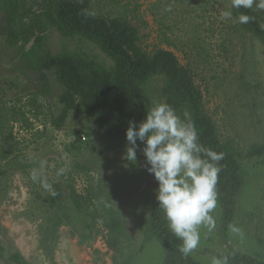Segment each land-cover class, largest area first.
Masks as SVG:
<instances>
[{
    "label": "rangeland",
    "instance_id": "rangeland-1",
    "mask_svg": "<svg viewBox=\"0 0 264 264\" xmlns=\"http://www.w3.org/2000/svg\"><path fill=\"white\" fill-rule=\"evenodd\" d=\"M91 1L98 16L109 22L120 16L136 27L139 44L146 50L166 49L178 56L202 90L206 111L216 122L221 139L232 140L242 149L264 143V44L242 27L231 0ZM258 2L254 0L251 9L264 25V9L256 6ZM38 3L28 0L29 5ZM4 21L0 12V129L15 151L11 158L0 157V264H15L9 259L15 252L29 264H113L108 231L94 228L93 238L81 244L71 230L89 234L91 217L77 212L75 227H52L51 211L43 204L53 183L64 185L71 206L73 191L89 199L95 186L91 189L86 175L79 172L82 167L91 170L102 192L119 186L112 201L133 246L130 264H164L166 252L161 243L146 239L142 193L128 176L145 169L140 155L136 163L123 159L126 139L104 137L95 113L71 110L63 126L57 127L65 105L56 69L19 70V59H14L17 52L6 44ZM45 43L53 57L62 56L75 67L80 79L95 71L94 65L107 70L116 65L83 37H66L52 29ZM163 84V80L156 81L153 88L160 102L165 101ZM114 123L118 124L117 118ZM18 154L34 167L26 172L15 169L11 159ZM41 162H45L43 169ZM60 169L63 172L58 174ZM33 170L40 173L36 181ZM245 170L228 239L220 229L222 207L216 197V207L209 213L213 226L198 227L199 242L190 251L196 264H232L228 259L234 251L264 262V155L253 158ZM42 181L50 187H43Z\"/></svg>",
    "mask_w": 264,
    "mask_h": 264
},
{
    "label": "trees",
    "instance_id": "trees-1",
    "mask_svg": "<svg viewBox=\"0 0 264 264\" xmlns=\"http://www.w3.org/2000/svg\"><path fill=\"white\" fill-rule=\"evenodd\" d=\"M231 1L233 14L242 27L264 44V25L260 15L251 8H237L234 6V0ZM38 2L36 6L29 5L28 0H0V12L5 17L6 44L17 52L14 56V59H19L17 68L38 72L56 69L57 80L63 87L62 102L65 105L56 126H63L71 110L95 113L104 137L109 140H115L117 137L126 139L129 121H135L138 125L146 118L153 102H160L155 97L153 88L156 81L163 80L164 102L175 108L182 119L187 111L195 124L199 142L205 148L223 156L217 163L220 171L216 197L222 207L220 229L227 240L230 225L237 214L239 193L246 180L245 168L253 158L264 155V143L242 149L232 140L221 139L216 122L206 111L205 96L190 69L181 63L173 51L157 49L150 52L142 47L139 44L138 29L127 19L119 16L109 22L97 14L94 17L87 16L86 11H93L91 0ZM241 16L248 17L246 23L241 22ZM52 29L58 30L66 37L79 36L95 43L114 59L115 67L107 70L94 65L95 71L87 72L80 79L71 63L62 56L53 57L47 50L45 40L47 33ZM30 44L31 47L28 48ZM43 76L47 79L46 74ZM45 90H49L48 83ZM100 102L103 103L102 106H99ZM115 118L118 119V124L114 123ZM137 143L142 149L144 145L139 140ZM14 147L4 130L0 129V157L11 158ZM140 149L137 153L145 169L135 176H128L130 181L139 184L142 193L141 206L146 217V239L155 238L161 243L166 252L164 264H196L190 252L184 254L180 251L183 241L178 240L172 233L165 213L159 208L156 196L159 185L154 174L148 172L149 166ZM11 162L15 169L22 172L35 165L28 163L24 158L21 159L19 154L13 157ZM79 172L86 175L91 189L95 186L91 191L93 194L89 199H82L80 193L73 191L71 206L65 198L64 185L53 183L52 192L47 191L43 199V204L51 211L52 227L69 225L73 228L76 225V213H84L91 217V222L87 223L89 234H78L76 230H71L73 235L80 237V243L85 244L93 238L94 228H98V232L108 231L107 242L114 250L113 264H130L133 246L124 221L112 201L119 186L103 193V186L95 185L89 168L82 167ZM9 259L15 264H29L19 252L12 253ZM228 260L232 264H264L237 251H234Z\"/></svg>",
    "mask_w": 264,
    "mask_h": 264
},
{
    "label": "clouds",
    "instance_id": "clouds-1",
    "mask_svg": "<svg viewBox=\"0 0 264 264\" xmlns=\"http://www.w3.org/2000/svg\"><path fill=\"white\" fill-rule=\"evenodd\" d=\"M254 0H234V6L251 8ZM264 9V0L256 5ZM171 11V9H168ZM94 17V11H86ZM248 17L241 16V22ZM182 119L175 108L165 102H153L146 118L137 123L129 121L126 130V149L123 159L137 161L140 149L146 158L147 170L158 182L156 190L159 208L163 210L172 233L183 244L180 251L188 254L199 242L198 227L213 226L209 213L216 207V184L220 168L217 163L222 154L205 148L199 142L195 124L185 111ZM45 162H41L43 169ZM60 169L58 174L62 173ZM33 181L40 177L37 170L31 173ZM43 187L49 188L46 181Z\"/></svg>",
    "mask_w": 264,
    "mask_h": 264
},
{
    "label": "built area",
    "instance_id": "built-area-1",
    "mask_svg": "<svg viewBox=\"0 0 264 264\" xmlns=\"http://www.w3.org/2000/svg\"><path fill=\"white\" fill-rule=\"evenodd\" d=\"M83 139H84V140H86V139H87V137H83Z\"/></svg>",
    "mask_w": 264,
    "mask_h": 264
}]
</instances>
